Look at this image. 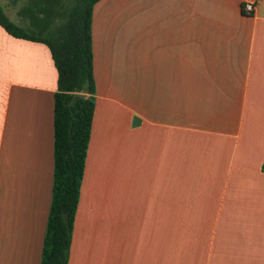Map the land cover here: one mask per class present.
Instances as JSON below:
<instances>
[{
    "label": "crops",
    "instance_id": "obj_1",
    "mask_svg": "<svg viewBox=\"0 0 264 264\" xmlns=\"http://www.w3.org/2000/svg\"><path fill=\"white\" fill-rule=\"evenodd\" d=\"M92 50L68 264H264V0H101ZM57 80L0 26V264H41Z\"/></svg>",
    "mask_w": 264,
    "mask_h": 264
},
{
    "label": "trees",
    "instance_id": "obj_2",
    "mask_svg": "<svg viewBox=\"0 0 264 264\" xmlns=\"http://www.w3.org/2000/svg\"><path fill=\"white\" fill-rule=\"evenodd\" d=\"M100 1L28 0L19 12L29 20L25 28L13 23L0 6V26L17 39L45 44L58 74L53 121L54 183L41 264L69 263L95 111L92 17ZM74 94L87 97L70 105Z\"/></svg>",
    "mask_w": 264,
    "mask_h": 264
},
{
    "label": "rangeland",
    "instance_id": "obj_3",
    "mask_svg": "<svg viewBox=\"0 0 264 264\" xmlns=\"http://www.w3.org/2000/svg\"><path fill=\"white\" fill-rule=\"evenodd\" d=\"M27 1L28 0H20L17 3H12L8 0H0V4H1V6H3L5 8V13L9 17V19L13 23H15V24H17L23 28L29 26V20L27 18H23L19 14V12L23 7L26 6Z\"/></svg>",
    "mask_w": 264,
    "mask_h": 264
},
{
    "label": "built area",
    "instance_id": "obj_4",
    "mask_svg": "<svg viewBox=\"0 0 264 264\" xmlns=\"http://www.w3.org/2000/svg\"><path fill=\"white\" fill-rule=\"evenodd\" d=\"M259 1L262 0H242V11L246 15H252Z\"/></svg>",
    "mask_w": 264,
    "mask_h": 264
},
{
    "label": "water",
    "instance_id": "obj_5",
    "mask_svg": "<svg viewBox=\"0 0 264 264\" xmlns=\"http://www.w3.org/2000/svg\"><path fill=\"white\" fill-rule=\"evenodd\" d=\"M86 97L87 96L85 94H74L73 95V99L70 102V105H72L75 100H77V99H85Z\"/></svg>",
    "mask_w": 264,
    "mask_h": 264
}]
</instances>
